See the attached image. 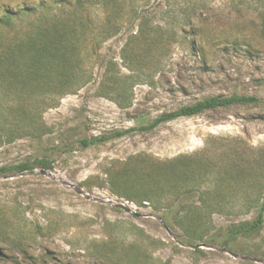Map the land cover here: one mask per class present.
<instances>
[{
	"label": "rangeland",
	"instance_id": "obj_1",
	"mask_svg": "<svg viewBox=\"0 0 264 264\" xmlns=\"http://www.w3.org/2000/svg\"><path fill=\"white\" fill-rule=\"evenodd\" d=\"M231 95L261 102L140 128ZM42 159L0 173V264H264V217L230 238L264 205V0H0V168Z\"/></svg>",
	"mask_w": 264,
	"mask_h": 264
},
{
	"label": "trees",
	"instance_id": "obj_2",
	"mask_svg": "<svg viewBox=\"0 0 264 264\" xmlns=\"http://www.w3.org/2000/svg\"><path fill=\"white\" fill-rule=\"evenodd\" d=\"M79 1V0H77ZM261 101L253 96H238V95H231L229 97H218V96H214V97H210V98H206L203 99L199 102H196L192 105L189 106H183L181 108H179L176 111L173 112H169L167 114H164L158 118H156L153 123L149 124L148 126H141L140 128L143 131H149L152 130L154 128H156L158 125L162 124V123H167V122H171V121H175L178 119H182V118H190L193 116H196L198 114L204 113L206 111H213V110H217L220 108H228V107H232L235 105H256L259 104ZM130 131L132 130H126L123 132H117L115 133L113 136L109 137H104V138H96L93 140H82L81 141V145L83 147H89L90 145H94V144H98V143H104L105 141L111 139V138H120L123 137L125 135H127L128 133H130ZM35 166H38L41 170L43 169H50L51 165L50 163L45 160H35L34 162H24V163H20L18 165L15 166H6V167H2L0 168V173L1 174H5V173H9V172H26V171H33L35 169ZM183 169L185 171H183ZM183 169L180 168H174L172 169V173L171 176H188L189 174H192V169L191 166L189 164H185L183 166ZM191 172V173H190ZM174 178V177H172ZM156 187V186H154ZM154 187H152L150 190L151 191H155ZM170 210V209H169ZM257 220L250 222L247 225H242L239 226L238 228H234V230H232V232L230 233V238H237L240 235H248L251 234L255 231H257V229L260 228L262 222H263V217H264V205L261 204L259 209L257 210ZM162 220L164 222V224L167 226V222L166 219L162 217Z\"/></svg>",
	"mask_w": 264,
	"mask_h": 264
},
{
	"label": "water",
	"instance_id": "obj_3",
	"mask_svg": "<svg viewBox=\"0 0 264 264\" xmlns=\"http://www.w3.org/2000/svg\"><path fill=\"white\" fill-rule=\"evenodd\" d=\"M39 174H40V175H43V176H48V177L51 176V174L48 173V172L45 171V170H40V171H39ZM70 188H71L76 194L83 196L86 200H92V199H93V198H91L90 196H88L87 194H85L84 190H82L81 188H79V187H77V186H75V185H70ZM108 204H109L110 206H113V207H116V208H118V209H121V210H123V211H125V212H127V213H130V212H131L130 209H129L128 207H126L125 205H123V204H121V203L114 204V203H112V202H108ZM156 219H157L159 222H161L160 218H156ZM203 246H204V245H203ZM219 251H222V250H219ZM228 254H229L230 256L234 257V258H238V255H236V254H232V253H228ZM243 259H244V260H251V261H254V262H258V260L250 259V258H248V257H244Z\"/></svg>",
	"mask_w": 264,
	"mask_h": 264
}]
</instances>
